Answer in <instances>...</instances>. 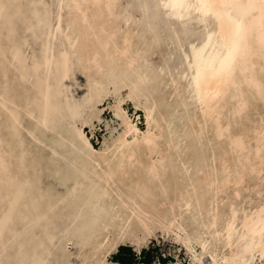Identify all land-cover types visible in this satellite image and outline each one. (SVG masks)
I'll use <instances>...</instances> for the list:
<instances>
[{
  "label": "bare ground",
  "instance_id": "1",
  "mask_svg": "<svg viewBox=\"0 0 264 264\" xmlns=\"http://www.w3.org/2000/svg\"><path fill=\"white\" fill-rule=\"evenodd\" d=\"M152 242L264 264V0H0V264Z\"/></svg>",
  "mask_w": 264,
  "mask_h": 264
},
{
  "label": "rangeland",
  "instance_id": "2",
  "mask_svg": "<svg viewBox=\"0 0 264 264\" xmlns=\"http://www.w3.org/2000/svg\"><path fill=\"white\" fill-rule=\"evenodd\" d=\"M126 106L128 107L129 111H131L130 104L127 103ZM140 120L142 121V116L140 117ZM116 121H117L116 118H112V114L109 110L104 111L102 114V120L100 123H98L96 130H95L96 137L98 138L101 137L102 129L105 127L107 122H109L111 126H115ZM141 125L143 124L141 123ZM130 254L133 255L134 259L136 260L135 262L144 260L145 264H158V263L165 264L168 261L175 260L174 248L172 247V244L167 243V242L166 243L152 242L149 245V247L144 248L140 254H135L132 250ZM180 258L183 261L185 260V255L183 254V252L180 253Z\"/></svg>",
  "mask_w": 264,
  "mask_h": 264
},
{
  "label": "trees",
  "instance_id": "3",
  "mask_svg": "<svg viewBox=\"0 0 264 264\" xmlns=\"http://www.w3.org/2000/svg\"><path fill=\"white\" fill-rule=\"evenodd\" d=\"M128 253V254H126ZM131 249L128 246H120L119 250L116 254L113 255V258L118 260L120 264H127L131 262H135L133 255L130 254ZM144 262V260H141Z\"/></svg>",
  "mask_w": 264,
  "mask_h": 264
}]
</instances>
